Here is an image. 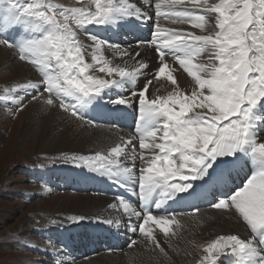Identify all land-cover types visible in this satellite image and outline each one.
<instances>
[{
	"label": "bare ground",
	"instance_id": "1",
	"mask_svg": "<svg viewBox=\"0 0 264 264\" xmlns=\"http://www.w3.org/2000/svg\"><path fill=\"white\" fill-rule=\"evenodd\" d=\"M146 1L95 0L96 4L109 7V14L103 22L105 26L98 28L95 25L94 30L88 32L84 29L79 35L78 45L88 67L97 73L96 76H102L107 82L103 91V99L98 97L102 109L109 108L113 112L112 118L120 117L123 107L137 108L132 101L141 96L138 94L143 88L146 90L143 96L152 102L158 101L161 95L166 96L174 91L193 95L197 90L204 89V86L206 87L204 90L208 94L207 97L219 100V97L222 96L220 84L223 79V71L226 68L219 60L223 57L226 48L223 23L228 17L227 14L232 12L233 7L226 0H212L210 6L206 4L207 1L203 0L207 7L200 5L201 0H163L175 5L176 10L184 14L185 17L174 24L175 27L180 28V31L177 30L179 36L176 40L178 43H182L181 50L178 52L182 56L166 60L167 57L161 54L164 51L154 42L156 36L150 31L149 37L142 32L137 35L131 33L128 38L120 36V33L125 29H130L134 33L140 32L139 24L144 22V18L135 15L147 14L148 4ZM8 8L3 9L4 12L8 10L13 15L16 13L18 17L23 14L24 21H31L30 29L37 31V36L31 40H24L22 46L39 57L37 60L38 76L32 75L27 63L24 64L16 59L14 51L0 46V68H8V73L12 71V74L16 75L14 79L3 82V88L15 84L16 88L11 89L10 93H13V90L21 91L25 94V96H21L24 99L34 96L42 83L47 84L51 92L44 91V95L41 94L39 99L37 98L38 101H30L25 107L21 114L22 125L18 134L19 142L24 144L25 138L31 135L32 154L66 153L70 154L69 160L74 159L75 162L68 161L65 165L83 164L81 167L85 171L68 175L69 172H73L72 169L76 172L77 168L67 169L69 181L80 188L91 187L97 194L80 196L77 194L76 198L80 197L81 199L79 209L75 208L77 210L73 212L74 216L79 217L74 219L75 222L78 221V224H84L87 221L106 223V227H110L109 229L118 228L130 235L125 239H123V235H119L123 240L118 238L113 240L111 237L105 253L74 262V264L195 262L197 260L195 252L198 247L210 242H217V238L220 236L234 239L239 236L241 240L244 239V242L251 243L242 244L245 250L247 247L254 248L255 234L253 235L251 229L248 230V223L252 225V228H255V232H258L256 229L264 228V179L261 180L262 184L258 187L257 185L252 187L248 185L241 196L232 195L231 201L224 204L222 208L206 207L189 214H179L174 210L166 211L164 209L160 214L159 212L166 204H171L176 209L177 203L180 201L179 191L168 185L167 181L172 179L170 170L172 165H175V160L171 159L170 155H167L168 153L160 155V152L173 147V143H170L169 139L171 133L178 135L175 132V125L166 131L165 124L152 131L150 123L147 122L141 125L132 123L133 125L122 127L113 122L110 117L88 113L87 103L91 100L90 97H79L71 81H66L69 74L67 75L62 64L51 63L53 48L49 45L50 26L36 16L25 14L20 3L19 5L13 4ZM118 16L121 17L118 18ZM122 17H129V23L107 29L108 24L111 25L112 22H117ZM261 18L264 25V8L261 11ZM152 22L153 19L150 23ZM25 25L29 26L30 24ZM145 25H147V20ZM15 27L14 29H21L19 26ZM158 28L160 29V27ZM217 28L220 29L217 31ZM189 48L190 51H186ZM185 53L187 54L185 55ZM47 60H49V64ZM215 60L220 62L217 63ZM156 61H160L161 65L157 68L155 75L161 73V76L151 82L148 79L153 77H148V74L154 68ZM125 78L139 83L137 86L134 83V89L137 91L132 94L128 89H123L122 92L128 94V97L126 95L125 97L129 101L117 102L119 98L113 92L122 87ZM62 86L68 92L67 97L71 95L79 97L77 114L71 113L70 102L66 103L67 107L63 104ZM106 90L107 93L113 95L109 99L111 103L103 101L108 99ZM1 99L8 100L10 97L3 95ZM164 114L168 115L166 112ZM252 114L253 120L249 126L250 134L253 135L252 142L259 143L264 147V135L260 133H264V127L260 129L258 126L264 118L260 107ZM166 115L163 118L165 122L169 123L170 119H166ZM198 118V115L193 118L194 125L197 129H202L204 126L199 123ZM1 122H4V119ZM133 129L134 132L135 129H138L140 134L146 133V138L139 139L135 133H132ZM154 149L157 151L155 152ZM162 169L164 173L160 174ZM76 176L82 178L83 183L78 181ZM177 185L180 189L185 188L179 183ZM71 196L68 193L64 197L70 198ZM136 196L150 201L152 210L140 214L137 211L136 202H134ZM55 199L52 198L53 201ZM242 210L245 212L244 215L249 218L246 219L242 215ZM133 241L137 244L135 243L134 248H131ZM240 254L243 258L246 251ZM250 254L256 264H264L260 254L252 251Z\"/></svg>",
	"mask_w": 264,
	"mask_h": 264
},
{
	"label": "rangeland",
	"instance_id": "2",
	"mask_svg": "<svg viewBox=\"0 0 264 264\" xmlns=\"http://www.w3.org/2000/svg\"><path fill=\"white\" fill-rule=\"evenodd\" d=\"M205 1L209 6L213 2L212 0ZM205 1L201 0L200 5L207 7ZM226 1L233 7V10L227 14L228 17L223 23V27L226 29L224 32L226 48L223 53L225 55L219 59L221 62L215 60V62H220L226 67L220 84L221 98L216 100L207 97L208 94L204 86L205 90H197L193 95L174 91V93H168L169 95L166 96L161 95L159 100L155 102L162 105L172 116L174 125L179 121L188 123L185 120L190 118L191 112L200 114L204 129L193 128L192 131V129L187 128L184 132L181 129L178 131V133L181 132L179 135L175 127V132L178 135L171 133V138L174 141L172 142L173 147H170L168 151L173 150L172 152H174L176 149L188 148L185 149L181 159L188 158V156L199 157L203 151L218 160H226L229 156L233 157L240 146L244 147L246 142L247 144L251 142L249 139L251 137L249 126L253 120L251 116L256 111L258 103L264 99V25L261 18L264 0ZM154 2L157 3V7L148 8L146 11L149 16L155 14L151 24L152 30L156 34H166L165 36H167L166 39L156 37L154 42H158L164 49L167 46L169 49V44L174 47H181L182 43H178L176 40L179 36L178 31H180L179 27L174 26L177 22H172L169 13H160L161 9L164 10V7L169 5L164 4L161 0H154ZM19 3L25 14L36 16L52 26L53 29L49 33V45L53 48L50 59L52 62H50L54 65L62 64L67 75L69 74L66 81L70 80L83 97L102 96L107 82L102 76L98 77L96 72L90 70L78 44L82 30L86 29L90 32L91 27L95 25L103 24L105 26L103 22L109 14V7L96 4L95 0H0V46L14 51L16 59L24 64L27 63L26 65L32 71V75L34 74L36 77L38 76L37 60L39 57L33 55L32 51L26 50L22 46V42L37 36V31L30 29L31 21H24L23 14L18 17L14 10H12L14 15L8 10L5 12L3 10L9 9L8 7L13 4L19 5ZM209 15L212 14L209 13ZM140 16L142 17V15ZM120 19L117 22H112L111 25L108 24L107 29L117 28L123 23L125 17ZM25 24L30 25L26 26ZM15 26H19L21 29H14ZM158 27L160 29H157ZM144 28H141L139 33L125 29L126 31H122L120 36L128 38L131 33L137 35L142 32L149 37V30L145 32ZM47 62L49 64V60ZM160 65L161 62L156 61L152 70L157 71ZM2 68H0V264H74V262L105 253L111 237L113 240L117 238L120 240L122 237L119 235H123V239L130 235L118 228L111 230L110 227H106V223L87 221L84 224H78V221L75 222L74 219L79 217L74 216L75 213L73 212L79 209L81 199L80 197L76 198L77 194L79 196L97 194L91 189L75 188L78 186L69 181V174L85 171L82 170L83 164L78 166L65 165L68 161L75 162L74 159L69 160L70 154L66 153L32 154L31 135L25 138V145L19 142L18 134L22 125L21 114L30 101L39 99L44 91L50 93L47 84L42 83L34 96H28L27 99L21 98V96H25L21 91L15 92L13 90V93H10L11 89L16 88L15 84L3 88V82L14 79L16 75L12 74V71L8 73V68H5L6 70ZM152 70L150 73L154 79L161 76V73H158L157 76L152 74ZM132 85H134L133 81L125 89L134 94L136 89ZM3 95L10 97V99H1ZM61 95L63 96L62 102L66 106V103L70 101L67 97L68 92L63 86ZM106 96L108 97L107 101L111 103L109 99L113 97L112 93H107L106 90ZM143 98L141 100L134 99L132 102H135L136 106H139L138 110L143 113L149 112L141 104L148 102L152 104V102L146 100L145 96ZM71 105L73 106V109L72 107L69 108L71 113L77 114L76 109L79 102H71ZM129 109L134 110V108ZM3 119L4 122H1ZM260 124L258 126L261 129L264 127V118ZM170 126L173 125L170 124ZM261 134L264 133L261 132ZM174 146L177 148L175 149ZM256 147L262 148L259 143L256 144ZM182 165L184 164L181 163L179 167L182 168ZM74 167L77 168V171L72 169L73 172H69L67 175V169ZM177 175L186 176V173L178 170ZM78 176H76L78 181L83 183L84 180ZM173 176L176 177L174 174ZM108 186L110 187V185ZM68 193L72 196L70 198L64 197ZM52 198H56L55 201ZM80 225L82 227H79ZM82 233L83 235H90V240L95 239L92 242L88 241V244H90V248L94 246L96 248L93 253L89 251L90 254H85L87 256L75 260L70 255L71 246L84 238ZM108 236L111 237L108 238ZM217 239V242H213L214 244L210 242L198 247L195 252L197 258L195 262H181L179 264H215L220 253L234 248L231 240L229 241L223 236ZM105 241H109V243ZM135 243L137 244V242H132L131 248H134ZM74 247L80 249L82 245H74ZM76 251L78 252V250ZM83 251L86 252V249H82Z\"/></svg>",
	"mask_w": 264,
	"mask_h": 264
}]
</instances>
